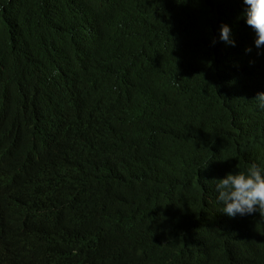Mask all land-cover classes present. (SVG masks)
I'll return each mask as SVG.
<instances>
[{
	"label": "trees",
	"instance_id": "1",
	"mask_svg": "<svg viewBox=\"0 0 264 264\" xmlns=\"http://www.w3.org/2000/svg\"><path fill=\"white\" fill-rule=\"evenodd\" d=\"M242 11L0 0L2 264H40L26 237L56 222L78 252L55 264H264V214L221 213L212 181L264 167V47Z\"/></svg>",
	"mask_w": 264,
	"mask_h": 264
},
{
	"label": "clouds",
	"instance_id": "2",
	"mask_svg": "<svg viewBox=\"0 0 264 264\" xmlns=\"http://www.w3.org/2000/svg\"><path fill=\"white\" fill-rule=\"evenodd\" d=\"M242 4L241 15L253 31V44L259 50L264 47V0H242ZM218 38L226 44L235 43L227 23L220 24ZM212 43H215V38ZM249 50L246 48V51ZM253 99L256 107L264 110V91H258ZM212 181L221 213L229 217L253 212L264 214V167L261 165L251 163L242 170L226 172ZM41 199L47 203L46 196ZM5 224L6 221L0 212V264L7 256V246L3 239ZM45 226L48 233L26 237L30 257L40 264L70 262L74 257L72 252H78L75 233L70 227L64 228L59 222ZM65 235L67 237H64Z\"/></svg>",
	"mask_w": 264,
	"mask_h": 264
},
{
	"label": "bare ground",
	"instance_id": "3",
	"mask_svg": "<svg viewBox=\"0 0 264 264\" xmlns=\"http://www.w3.org/2000/svg\"><path fill=\"white\" fill-rule=\"evenodd\" d=\"M89 124H91V123H89ZM64 237H67V236L65 235Z\"/></svg>",
	"mask_w": 264,
	"mask_h": 264
}]
</instances>
